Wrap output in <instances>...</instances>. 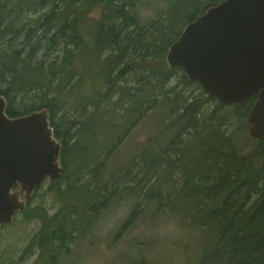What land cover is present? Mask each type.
Here are the masks:
<instances>
[{"label": "trees", "instance_id": "trees-1", "mask_svg": "<svg viewBox=\"0 0 264 264\" xmlns=\"http://www.w3.org/2000/svg\"><path fill=\"white\" fill-rule=\"evenodd\" d=\"M221 1L168 0L164 17L145 26L139 23L133 2L0 0V95L7 100L6 113L18 117L47 108L55 137L63 145L62 177L48 187L61 204L53 214L43 202L33 207L29 203L19 212L29 222L37 220L39 227L16 264L34 250L41 259L66 252L69 243L91 230L101 212L124 191L138 193L160 212H172L185 233L192 231L193 238L202 239L187 246L195 252L189 264H264V140L253 138L246 123L257 94L243 104L218 102L205 115V103L217 99L201 93L189 100L177 86L182 82L186 87L201 86L187 78L183 68H171L166 62L168 48L184 26ZM96 8L102 10L99 28L93 45L87 46L79 26ZM61 43L66 44L64 58L48 61ZM72 44L79 48L70 49ZM106 50L110 53L103 57ZM79 53L80 72L74 63ZM177 71L182 79L165 88ZM130 72H134L131 80L125 76ZM91 75L95 84L104 81L105 90L97 99L80 100L71 94ZM26 94L33 102L19 103L17 98ZM72 97L74 117L66 120L61 111ZM160 106L169 109L168 144L156 149L159 140L149 138L134 167L105 179L106 162L129 130ZM234 122L236 128L230 131ZM133 168L142 177L117 187ZM176 173L178 185L167 186ZM144 181L149 185L143 192ZM140 205L137 201L120 233L134 223Z\"/></svg>", "mask_w": 264, "mask_h": 264}, {"label": "water", "instance_id": "water-1", "mask_svg": "<svg viewBox=\"0 0 264 264\" xmlns=\"http://www.w3.org/2000/svg\"><path fill=\"white\" fill-rule=\"evenodd\" d=\"M206 98L243 104L257 94L246 116L250 135L264 140V0H222L187 23L166 53ZM0 95V226L24 211L45 181L63 174L62 143L47 108L18 117Z\"/></svg>", "mask_w": 264, "mask_h": 264}, {"label": "rangeland", "instance_id": "rangeland-1", "mask_svg": "<svg viewBox=\"0 0 264 264\" xmlns=\"http://www.w3.org/2000/svg\"><path fill=\"white\" fill-rule=\"evenodd\" d=\"M124 1L128 3L133 2L135 15L139 23L145 26L155 19L164 17L168 8V0H121V2ZM101 15L102 10L100 8L91 9L80 22V34L87 46L93 45L95 41ZM33 17L36 18L37 15ZM14 45H17L16 42H14ZM65 47L66 44L61 43L57 50L52 49L51 53L47 56L48 61L54 58L63 59L66 52ZM69 48L76 50L79 47L72 44L69 45ZM44 53L45 50L41 51L39 58ZM108 53H110V50L103 51V57ZM74 63L77 71L80 72L82 69L80 53L74 58ZM133 73L130 72L125 76L131 80L134 77ZM87 79L85 77L83 83L81 82L82 86L80 85L77 89L75 88L71 94H75L80 100L86 99L88 96L92 100L97 99L98 95L105 90L104 81L95 84V79L92 75L88 83H85ZM181 79L182 72H175L168 84L165 85V88L176 85ZM176 89L189 100L203 93L201 87L198 88L194 84L186 87L184 82L179 84ZM26 95H20L17 98L18 102L31 104L33 97L30 96L31 94ZM74 101L75 98L72 97L61 111V113H66V120L74 117L75 111L72 107L75 106ZM218 102V100L206 102L204 108L205 115L212 112ZM168 111V108L160 106L157 110L147 114L137 125L129 130L123 143L119 145L114 154L106 162L105 179L120 174V172H126L124 170L126 168L134 167V163L139 160L140 152L147 145L149 138L152 137L159 140V145L155 143L156 149L168 144L167 142L170 138V134L167 131L170 122V118L167 120ZM219 113H223V111ZM59 115L60 113L57 116L59 117ZM59 122L62 123V121ZM236 123L234 122L231 125L230 131L236 128ZM156 140L151 142L153 146ZM83 142L85 143V140ZM82 161L83 159L80 160V162ZM135 176H138V178ZM178 176L176 173L173 176V180L169 181L167 186H170L169 184L172 183L178 185ZM130 177L131 181H129ZM140 177H142V173L138 171V168H133L132 173L122 177V181L116 186L123 187L130 183L135 184L134 182ZM49 183V180L45 181L42 188L31 200L30 206L33 207L43 202L48 208L49 213L53 214L61 202L48 191ZM60 185L62 189L66 187L65 182H62ZM148 185L145 181L142 183L140 188L143 187V192L148 188ZM114 188L115 186L112 187V189ZM79 192L83 193L84 188H80ZM137 201L141 203L138 217L127 230L120 233L121 224L131 213ZM38 227L39 222L37 220L29 222L20 213L15 216L11 224L0 226V262L8 260L7 262L5 261V264H16ZM193 237L194 233L192 231L185 233L182 221L175 214H172V212H160L153 205L145 204L143 196L140 197L138 193L124 191L115 197L109 206L101 212L99 219H97L91 230L78 237L73 243H69V249L66 248V252L57 254L55 258L51 256L48 259H41L39 251L34 250L31 255L25 256L19 264H135L142 260L151 264H187L192 258L190 256L195 253L194 249L187 246L196 244L197 242L200 243L202 240L200 237ZM3 255H6V257H2ZM52 260H54L53 263Z\"/></svg>", "mask_w": 264, "mask_h": 264}, {"label": "flooded vegetation", "instance_id": "flooded-vegetation-1", "mask_svg": "<svg viewBox=\"0 0 264 264\" xmlns=\"http://www.w3.org/2000/svg\"><path fill=\"white\" fill-rule=\"evenodd\" d=\"M31 203V202H30Z\"/></svg>", "mask_w": 264, "mask_h": 264}]
</instances>
